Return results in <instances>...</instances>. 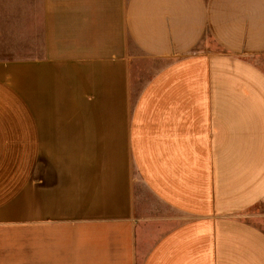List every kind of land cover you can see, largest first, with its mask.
<instances>
[{
	"label": "crops",
	"instance_id": "crops-1",
	"mask_svg": "<svg viewBox=\"0 0 264 264\" xmlns=\"http://www.w3.org/2000/svg\"><path fill=\"white\" fill-rule=\"evenodd\" d=\"M0 264H264V0H0Z\"/></svg>",
	"mask_w": 264,
	"mask_h": 264
}]
</instances>
